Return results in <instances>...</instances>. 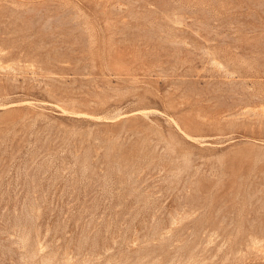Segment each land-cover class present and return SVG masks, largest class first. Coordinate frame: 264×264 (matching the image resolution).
I'll use <instances>...</instances> for the list:
<instances>
[{
    "label": "rangeland",
    "instance_id": "rangeland-1",
    "mask_svg": "<svg viewBox=\"0 0 264 264\" xmlns=\"http://www.w3.org/2000/svg\"><path fill=\"white\" fill-rule=\"evenodd\" d=\"M0 264H264V0H0Z\"/></svg>",
    "mask_w": 264,
    "mask_h": 264
}]
</instances>
